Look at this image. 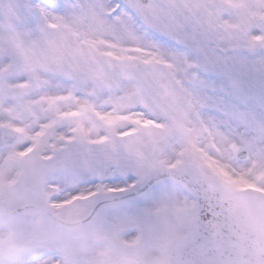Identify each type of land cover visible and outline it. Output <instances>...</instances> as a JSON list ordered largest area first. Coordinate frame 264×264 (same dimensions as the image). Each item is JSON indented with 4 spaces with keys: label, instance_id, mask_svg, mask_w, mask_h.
Wrapping results in <instances>:
<instances>
[{
    "label": "snow or ice",
    "instance_id": "snow-or-ice-1",
    "mask_svg": "<svg viewBox=\"0 0 264 264\" xmlns=\"http://www.w3.org/2000/svg\"><path fill=\"white\" fill-rule=\"evenodd\" d=\"M0 264H264V0H0Z\"/></svg>",
    "mask_w": 264,
    "mask_h": 264
}]
</instances>
